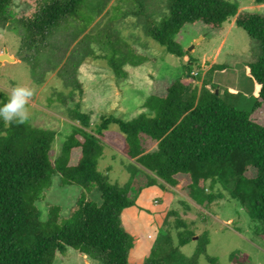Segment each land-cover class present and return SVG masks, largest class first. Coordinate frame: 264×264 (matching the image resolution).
I'll list each match as a JSON object with an SVG mask.
<instances>
[{
	"label": "trees",
	"instance_id": "trees-1",
	"mask_svg": "<svg viewBox=\"0 0 264 264\" xmlns=\"http://www.w3.org/2000/svg\"><path fill=\"white\" fill-rule=\"evenodd\" d=\"M23 1L30 9L18 21L25 31L26 44L34 45L80 17L88 0ZM254 3L264 10V0ZM12 4L13 0H0V26L10 20ZM137 5L139 16L143 14L140 1ZM165 8V17L159 22L146 21L144 30L147 37L176 57L187 55L176 37L185 26L196 23L218 33L224 22L234 18L235 25L258 42V57L246 65L247 76L258 88L251 110L234 108L227 101L232 95L225 92L219 97L214 85L197 88L191 87L188 79H175L163 95L146 99L144 107L153 115L140 114L128 121L101 116L92 126L89 114L81 112L74 102V92L81 95V85L75 82L68 97H58L73 124L53 161L49 157L53 131L27 122L3 127L1 122L0 264H52L69 251L101 264H197L198 256L215 263L206 256V233L198 237L191 256L180 252L194 234L178 218L173 243L168 220L177 214L168 208L169 189L185 180L187 195L197 205L210 204L222 198V191L227 192L230 199L247 209L254 236L264 242V124L253 118L264 109V11L253 14L238 10L236 3L224 0H166ZM80 22L77 36L90 25V21ZM90 38L83 34L81 41ZM117 42L115 35L116 46ZM86 54L105 60L116 78L124 76L122 65L135 63L124 54ZM189 69L186 64L188 76ZM6 99L0 94V102ZM111 124L124 136L122 153L146 173L141 187L157 186L163 192L151 214L157 235L141 261L132 257L136 234L125 231L120 221L124 210L134 204L130 186L140 170L134 164L126 166L129 180L123 185L109 183L97 170L103 150L101 138ZM142 136L156 143L154 151L144 150ZM53 177L61 187L81 190L66 219L61 218L58 206L50 205L42 220L35 203L42 200L43 189ZM89 190L99 194L100 205L92 202Z\"/></svg>",
	"mask_w": 264,
	"mask_h": 264
},
{
	"label": "rangeland",
	"instance_id": "rangeland-1",
	"mask_svg": "<svg viewBox=\"0 0 264 264\" xmlns=\"http://www.w3.org/2000/svg\"><path fill=\"white\" fill-rule=\"evenodd\" d=\"M137 1L143 11L139 16L136 14ZM224 1L236 3L238 10L253 14L264 11L263 6L255 4L254 0ZM29 3L33 4L32 1ZM165 5L166 0H88L79 13L80 17L54 30L43 41L27 45L18 18L30 7L23 0H13L11 18L5 26H0V56L5 54L14 61L0 60V94L8 97L12 87L18 85L32 89L33 94L26 104V122L32 127L53 131L49 152L52 161L59 155L73 124L67 117L66 105L59 102L58 97H68L75 82L81 85V95L75 91L74 102L78 103L81 112L89 114L92 126L101 116L128 121L140 114L153 115L144 107L146 99L150 95H163L165 88L175 79H188L191 87L197 88L202 84L209 88L214 85L219 97L225 92L232 95L227 101L234 108L251 110L258 88L247 76L246 65L258 57V42L238 28L234 18L224 22L218 33L196 23L185 26L176 37L187 52L183 57H176L147 37L144 30L146 21L159 22L165 17ZM80 21H90V25L77 36L82 27ZM83 34H89L91 38L81 41ZM115 35L117 46L114 44ZM85 51L118 57L124 54L128 61L135 63L122 65L124 76L116 78L105 60L94 59ZM186 64L191 79L186 75ZM253 118L264 124V109L256 112ZM1 122L3 127L8 126ZM101 142L103 150L97 170L107 177L109 183L123 185L129 180L126 166L134 164L140 172L134 178L132 191H138L145 183L146 173L122 153L124 136L117 126L109 125ZM141 143L146 152L156 149V143L144 136ZM186 183L187 180L174 189L168 188L171 191L168 208L177 214L168 220L173 243L176 244V218L184 221L194 234L180 252L191 256L198 237L206 233V256L215 259V263H209L205 256H198L197 264H264V242L254 236V225L247 209L230 199L225 191H222V198L197 205L188 197ZM80 190L74 186L61 187L57 177H53L43 189L42 200L35 203L40 218L44 220L48 207L56 205L61 218L66 219ZM90 197L95 205H100L97 192L90 191ZM130 197H133L131 190ZM159 199L152 202L154 209ZM230 255H233L232 260ZM52 264L101 263L69 251Z\"/></svg>",
	"mask_w": 264,
	"mask_h": 264
},
{
	"label": "crops",
	"instance_id": "crops-1",
	"mask_svg": "<svg viewBox=\"0 0 264 264\" xmlns=\"http://www.w3.org/2000/svg\"><path fill=\"white\" fill-rule=\"evenodd\" d=\"M135 181L136 180L133 179L130 186V190L133 194V197L130 198L133 200L134 204L124 210L120 220L127 228V230L124 228L127 232L131 230L129 232H134L136 234L132 257L137 261H141L148 255L157 235V231L151 223V214L154 212L152 202H154L156 198H161L163 192L157 186H140L138 191L133 192V183H135Z\"/></svg>",
	"mask_w": 264,
	"mask_h": 264
},
{
	"label": "clouds",
	"instance_id": "clouds-1",
	"mask_svg": "<svg viewBox=\"0 0 264 264\" xmlns=\"http://www.w3.org/2000/svg\"><path fill=\"white\" fill-rule=\"evenodd\" d=\"M32 89L24 85L14 86L7 99L0 102V120L7 126L9 123L23 124L28 119L27 100L32 96Z\"/></svg>",
	"mask_w": 264,
	"mask_h": 264
},
{
	"label": "water",
	"instance_id": "water-1",
	"mask_svg": "<svg viewBox=\"0 0 264 264\" xmlns=\"http://www.w3.org/2000/svg\"><path fill=\"white\" fill-rule=\"evenodd\" d=\"M0 60H6L8 62L14 61L13 59L9 58L7 55L3 54L0 56ZM215 94L217 93L216 91L214 92Z\"/></svg>",
	"mask_w": 264,
	"mask_h": 264
}]
</instances>
